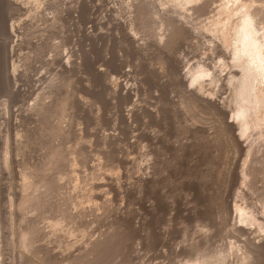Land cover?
Returning a JSON list of instances; mask_svg holds the SVG:
<instances>
[{"label":"rangeland","instance_id":"rangeland-1","mask_svg":"<svg viewBox=\"0 0 264 264\" xmlns=\"http://www.w3.org/2000/svg\"><path fill=\"white\" fill-rule=\"evenodd\" d=\"M20 1L17 7L0 0V261L28 264L31 254L36 258V252L44 251V258L51 253L45 262L68 264L72 255L85 252L90 241L107 232L109 223L122 221L127 230L123 245L101 264H183L199 245L208 252L228 250L231 255L220 264H264L262 256L258 263L240 262L238 248L251 243L264 247V230L240 222L235 211L240 205L264 223V142L255 135L258 130L252 132L255 136L241 137L245 151L232 147L219 127L226 118L233 120L232 113L223 117L212 105L186 107L181 101L188 88H197L183 84V77L202 65L219 78L213 83L206 77L200 94L228 107L232 89L226 79L236 67H222L228 61L222 42L204 29L220 17L228 0L189 4L184 10L188 18L159 0H43L39 6ZM247 1L262 9L259 26L264 32V0ZM140 12L147 17L142 22ZM169 17L178 20L183 32L170 43L165 36L158 42V33H168L159 23ZM64 93L72 96L73 112L65 119H59L58 108L52 118L46 113L69 132L60 142L54 138L64 157L56 175L49 176L59 188L52 184L54 192L45 196L44 188H24L21 173L44 160L41 143L49 137L37 130L46 118L42 108L48 101L54 107ZM251 145L253 150L247 151ZM247 170L253 172L244 182L240 177ZM41 193L49 203L42 207ZM38 197L41 204L34 199ZM50 205L56 214L48 211ZM62 207L76 210L77 216L83 212L71 217L75 223L69 213L70 219L63 221V211H68ZM56 215L64 222L59 229L51 224ZM26 222L38 225L39 232L28 251L17 244V230ZM239 225L248 231L239 232ZM66 240L72 248L65 246Z\"/></svg>","mask_w":264,"mask_h":264},{"label":"bare ground","instance_id":"bare-ground-1","mask_svg":"<svg viewBox=\"0 0 264 264\" xmlns=\"http://www.w3.org/2000/svg\"><path fill=\"white\" fill-rule=\"evenodd\" d=\"M6 1H9L12 5H17L20 6V4L18 3L20 0H6ZM23 3L24 2H33L35 4H37L38 6L40 4L43 3V0H21ZM20 1V2H21ZM161 5H165V4H168V3H172L173 6L175 7V11L174 12H177L179 14V16H184V18H188V15L184 12V10L187 8V6L189 4H193V3H196V5L198 4L197 2L200 1V0H159ZM158 1V2H159ZM247 1V0H246ZM244 1V0H228L227 2H225L222 7H221V10H220V17L215 19L214 22L212 23V25L208 26L207 28L204 27V29L208 30L209 32H211L216 38H219L222 42L220 48H221V52L222 53H226L225 55L228 56V61H224L222 63V67L224 68V66L228 67V66H233V67H236L235 70L231 71V73L229 74L228 78L226 79L227 80V85H230L231 86V89H232V94L229 98V101H228V107L229 106L231 107V110L229 111L227 108L225 107H222V105H220L219 102H215V101H212L210 99H208L207 97H205L204 95H201L200 93H202V91H205V79L206 77H212L211 78V81L213 83H216L218 81V76L215 74V73H211L208 68L206 69L204 66L200 65V66H197L196 68H193L191 69L189 72H187V76L189 77H183L185 79H182L184 81L183 84L186 85V83L188 84H197V91L195 89L194 90H187L186 92V95L187 97L185 98L184 102L183 100L181 99L182 103L186 104V107L187 105H189V107L191 106H204L205 107L209 106V105H212V107L214 106L215 108L218 109V113L221 114V116L223 115H227L229 116L228 114L232 113V116H233V120H228L227 121V118L226 120H224L222 123H221V126L219 124V127H220V130L222 131V133L224 135H226V138L228 139V142L231 144L232 147H236V146H241L242 149L245 151L246 150V147L243 146L242 142H241V137H244V136H255L257 135L260 139H261V142H264V32L261 31L262 28H260V17L263 15L262 12H260V8L258 9H253L254 8V5H252V3L249 1ZM46 2V1H45ZM230 3H232L230 5ZM26 4V3H25ZM23 5V4H21ZM29 5V4H28ZM36 5V6H37ZM36 6L34 5V7L36 8ZM43 6V5H41ZM40 6V7H41ZM33 7V9H34ZM197 7V6H196ZM199 7V6H198ZM32 9V8H31ZM40 9V8H39ZM199 9V8H198ZM37 11V10H36ZM141 13V12H140ZM154 15L155 14H159V10L157 11H154L153 13ZM148 16V14H147ZM223 16V17H222ZM260 16V17H259ZM138 17V16H137ZM145 17H146V14L144 12H142L141 14H139V20L140 22H142V20L144 19L145 20ZM171 17V16H170ZM168 20H161L159 23V27H163L165 28L168 33H164V35L158 33V37H160V40H162V38L165 36L167 37V41L168 43L172 42L173 40H176V38H178L177 36H179L182 32H183V26L179 25V22L177 19L175 18H170ZM147 19V17H146ZM165 19V18H164ZM144 23V22H143ZM132 26V25H131ZM159 28V29H160ZM130 29V27H129ZM132 29V27H131ZM164 29V30H165ZM134 30V29H132ZM130 30V31H132ZM185 30V29H184ZM134 32V31H133ZM186 32V31H185ZM185 35V33H184ZM182 36V35H181ZM180 37V36H179ZM159 39V38H158ZM132 41V39H131ZM134 42V41H133ZM132 42V43H133ZM168 43H167V47H168ZM134 44V43H133ZM170 45V44H169ZM159 48V47H158ZM165 48V47H164ZM163 48V49H164ZM166 49V48H165ZM161 50V49H160ZM160 53V52H159ZM229 54V55H228ZM159 55V54H158ZM160 56V55H159ZM160 58V57H159ZM162 58H164L162 56ZM161 59V58H160ZM230 59V61H229ZM159 62V61H158ZM163 62H167L165 61V59L163 60ZM162 63V62H161ZM165 64V63H164ZM162 66V65H161ZM167 66V65H166ZM165 67V65H164ZM161 68V67H160ZM165 69V68H164ZM232 69V68H231ZM17 70V65L14 64L13 65V72H16ZM162 70V69H161ZM165 71V70H164ZM167 71V70H166ZM12 76V75H11ZM183 86V85H182ZM188 86V85H186ZM185 88V87H184ZM186 91V88L184 89ZM201 91V92H200ZM66 92V91H65ZM68 93V92H67ZM65 94V93H64ZM185 94V93H184ZM63 95V94H62ZM66 95V94H65ZM70 95V93H69ZM61 96V94L59 95ZM185 96V95H184ZM72 97V96H71ZM68 95L64 96V97H61L60 99H58L56 97V101H54V107L53 105H49L50 101H48L49 103H46L43 105L44 108H42L43 110H45V116L43 117H46V113H49L48 115L51 117L53 114H51V112H53L54 109H57L56 111L59 112V115H63L61 116L59 119H61L62 117L66 116L69 114V110H71V108L74 106H72L73 104L70 102V98ZM183 98V96H182ZM73 100V99H72ZM52 102V101H51ZM75 104V103H74ZM79 104V103H78ZM182 104V105H183ZM40 105V104H39ZM52 106V108H51ZM183 106V107H184ZM42 107V106H41ZM188 107V109H189ZM193 107V108H194ZM211 107V106H210ZM78 108V106H77ZM196 108V107H195ZM202 108V107H201ZM200 108V109H201ZM185 109V107H184ZM191 109V108H190ZM189 109V110H190ZM39 110V108H38ZM37 110V111H38ZM77 110V109H76ZM187 110V109H186ZM40 111V110H39ZM47 111V112H46ZM72 111V110H71ZM197 111V110H196ZM42 112V110H41ZM73 112V111H72ZM54 113L56 114L57 112H55L54 110ZM43 114V113H42ZM54 114V117H58V116H55ZM72 114V113H71ZM38 115V114H37ZM58 115V114H57ZM70 115V114H69ZM68 115V116H69ZM74 116V115H73ZM50 117H46L45 119H42L44 122L41 121V125L38 124V127L37 126V130L41 131L42 133L40 135H44L45 138L46 136L49 137L46 142L44 143V141H42L44 146L42 147L43 149H45V151H42L41 147V151L42 153L45 152L44 154V160L43 158L41 159V164H35V165H32L30 166L31 168H28L26 169H23L24 172L21 173L22 174V179L21 181L23 180V185L21 183V185L28 189V187H31L33 189L36 188V189H41V188H44L42 189L43 191L41 192H45V196H50V192L47 193L46 195V192L50 191L52 189V186L55 185L57 186V183L54 184L55 180H53L54 177H49L50 175H54L56 172V170L58 171V166H59V163L60 161L63 162V158L64 157L62 154V151H64L63 149L61 150V144H58L60 141H59V137L63 135V133L65 134V130H66V126L65 124L63 125L60 120L56 123L58 124H53V119H50ZM224 117V116H223ZM52 118V117H51ZM66 117H64L65 119ZM68 118V117H67ZM70 118V117H69ZM72 118V117H71ZM38 119V118H37ZM40 119V117H39ZM38 119V120H39ZM52 120L50 123V121L48 120ZM58 119V118H57ZM73 119V118H72ZM46 120V121H45ZM68 120V119H67ZM75 120V119H74ZM58 121V120H56ZM62 121V120H61ZM65 121V120H64ZM35 122V120H34ZM55 122V121H54ZM63 122V121H62ZM70 122V121H68ZM38 123V122H37ZM36 123V125H37ZM63 126H62V125ZM65 126V127H64ZM35 127V126H34ZM34 129V128H33ZM70 130V129H69ZM255 130H258L257 134L255 135H252ZM33 131V130H32ZM35 131V130H34ZM67 132L68 129L66 130ZM16 132V131H15ZM38 132V131H37ZM36 132V134H37ZM239 132V133H237ZM253 132V133H252ZM31 133V132H30ZM221 133V132H220ZM221 133V135H222ZM68 134V133H67ZM28 135V134H27ZM66 135V134H65ZM64 135V137H65ZM223 135V137H224ZM34 136V135H33ZM37 136H39V134H37ZM36 136V137H37ZM68 136V135H67ZM24 137V136H23ZM29 137V136H28ZM31 137V136H30ZM41 137V136H40ZM38 137V144H39V138ZM50 137L53 139V141H51ZM63 137V136H62ZM27 138V137H26ZM34 138V137H33ZM32 138V139H33ZM43 138V137H42ZM54 138L58 139L59 142L55 143L57 141L54 140ZM36 139V138H35ZM61 139V138H60ZM63 139V138H62ZM65 139V138H64ZM31 140V139H30ZM37 140V139H36ZM35 140V141H36ZM42 140V139H41ZM258 140V139H257ZM19 141V140H18ZM34 141V142H35ZM55 141V142H54ZM41 142V141H40ZM64 142V141H63ZM21 143V142H20ZM24 143V142H23ZM33 143V141H32ZM22 144V143H21ZM25 144V143H24ZM28 144V143H27ZM29 145V144H28ZM40 146V145H39ZM20 148V147H19ZM22 149V148H21ZM72 149V148H71ZM14 150V149H13ZM75 150V149H74ZM253 150V145L251 146H248L247 147V151H252ZM20 151V150H19ZM78 151V150H77ZM73 153V152H72ZM70 154V152H69ZM43 155V154H42ZM71 155V154H70ZM43 157V156H42ZM77 157V156H76ZM73 159V163H74V158H71ZM70 159V160H71ZM2 160V159H1ZM258 161V160H257ZM61 162V163H62ZM260 163V162H259ZM7 166V165H6ZM2 167V166H0ZM62 168V167H61ZM114 169V168H113ZM22 170V171H23ZM60 170V169H59ZM113 171V170H112ZM248 171V170H247ZM2 172V171H0ZM250 173H244L243 172V175H241V179L242 181H248V179H246L248 176L247 174H252L251 172L253 171H248ZM59 174V173H58ZM94 174V173H93ZM2 175V174H1ZM56 175V174H55ZM72 176V175H71ZM250 176V175H249ZM60 177V176H59ZM62 177V176H61ZM51 178V179H50ZM71 178V177H70ZM56 179V178H55ZM59 178L57 177V180ZM244 181V182H245ZM57 182V181H56ZM59 182V181H58ZM53 184V185H52ZM19 185V184H18ZM62 185V184H61ZM59 184V186H61ZM76 185V184H75ZM21 186V187H22ZM22 187V188H23ZM57 188H59L57 186ZM62 188V186H61ZM36 189H33V190H36ZM23 190V189H22ZM30 190V188H29ZM54 190V188L52 189ZM51 192H54L52 191ZM57 190V189H55ZM37 191V190H36ZM25 192V191H23ZM61 192V191H59ZM28 193V192H27ZM58 193V192H57ZM69 193V192H68ZM30 194V193H29ZM29 194H27L29 196ZM43 193H41V195L39 197L42 196ZM53 194V193H52ZM59 194V193H58ZM62 194V193H61ZM64 194V193H63ZM66 194V193H65ZM64 194V195H65ZM73 194V193H72ZM31 195V194H30ZM56 195V194H55ZM22 196V195H21ZM25 196V193L24 195ZM27 196V197H28ZM34 196V195H33ZM37 196V195H36ZM43 195V199L45 197ZM60 196V195H59ZM69 196V195H68ZM26 197V196H25ZM32 197V195H31ZM38 198H34V199H39ZM53 197V196H52ZM67 197V196H66ZM70 197V196H69ZM76 197V196H75ZM89 197V196H88ZM30 198V197H29ZM33 198V197H32ZM46 198V197H45ZM50 198V197H49ZM59 198V197H58ZM64 198V197H63ZM68 198V197H67ZM72 198V197H71ZM92 199V197H90ZM26 199V198H25ZM28 199V198H27ZM31 199V198H30ZM29 199V200H30ZM33 199V201H34ZM42 197L39 199V200H43ZM96 199V198H95ZM32 200V199H31ZM30 200V201H31ZM38 201L37 204H41L43 203L44 201H42L41 203ZM45 200V199H44ZM51 200V199H49ZM57 200V199H56ZM66 200V199H65ZM73 200V199H71ZM70 200V201H71ZM94 200V198H93ZM105 200V199H104ZM60 201V199H59ZM58 201V202H59ZM63 201V200H62ZM61 201V202H62ZM75 201H76V198H75ZM91 201V200H90ZM29 202V201H28ZM26 203V201L24 203H26L27 205L30 203L31 205V202L29 203ZM39 202V203H38ZM63 202H66V201H63ZM69 202V201H68ZM77 202V201H76ZM80 202V201H78ZM77 202V203H78ZM82 202V201H81ZM84 202V201H83ZM104 202V201H103ZM20 203H21V199H20ZM22 202V204H24ZM45 203H48L47 200L46 202H44L43 204H41L40 206L42 207L45 206L46 204ZM56 201H55V205H56ZM67 203V202H66ZM72 203V202H70ZM74 203V202H73ZM72 203V204H73ZM94 203V201H93ZM107 203V202H106ZM104 203V204H106ZM21 204V205H22ZM26 204H24L26 206ZM45 204V205H44ZM49 204V203H48ZM47 204V205H48ZM51 204V203H50ZM57 204H60V203H57ZM64 204V203H62ZM69 204V203H67ZM23 205V206H24ZM35 205V204H33ZM54 205V204H53ZM53 205H50V208H48V211H52L53 208ZM76 205V204H75ZM94 205V204H93ZM101 205V204H100ZM22 206V207H23ZM36 206V205H35ZM34 206V207H35ZM39 207V205H37ZM36 206V207H37ZM62 205H59L58 208H56L57 210L58 209H61ZM68 206H71V204H69ZM73 206V205H72ZM77 206H79L77 204ZM92 206V205H91ZM107 206V204H106ZM32 206H30L31 208ZM35 207V208H36ZM37 207V208H38ZM55 207V206H54ZM60 207V208H59ZM74 207V206H73ZM103 207V206H102ZM236 208V212H237V215L239 217V221L240 222H243V223H247V224H250V225H254V224H257V227L261 230H264V223L263 221H259L258 218L251 212V211H248L247 209L241 207L240 205L238 206H235ZM74 208H77V207H74ZM82 208V207H81ZM107 208H109L107 206ZM27 209V208H26ZM55 209V208H54ZM62 209H64L62 207ZM69 209V208H68ZM73 209V208H72ZM87 209V208H86ZM92 209L91 207L89 208V210ZM25 210V209H24ZM42 210V208H41ZM64 210H67V208H65ZM74 210V209H73ZM81 210V209H80ZM80 210L78 212H80ZM47 211V212H48ZM60 211V210H59ZM68 212L66 213V211H63L65 212L63 215L62 213H60L62 219H66V216L67 214L69 213V217H78L79 214L81 215V213L83 212V210H81L82 212L81 213H78V216L76 214V210L74 211H71L70 210H67ZM85 211V210H84ZM88 211V210H87ZM86 211V212H87ZM93 210H91L92 212ZM45 212V210H44ZM54 212V211H52ZM51 212V213H52ZM26 213V212H25ZM56 214V211L54 212ZM88 213V212H87ZM86 213V214H87ZM93 213V212H92ZM44 214V213H43ZM58 214V213H57ZM66 214V215H65ZM85 214V216H86ZM17 215V214H16ZM49 215V214H48ZM54 215V214H53ZM65 215V216H64ZM101 215V214H100ZM26 216V214L24 215ZM57 216H54V217H51V218H55L51 224L55 227H57L56 229H59L58 228V225H60L62 223V219H60V216H58L59 219H57ZM83 216V215H82ZM50 217V216H49ZM68 217V216H67ZM68 217V219H70ZM98 217V216H97ZM96 217V218H97ZM24 218V217H23ZM22 218V219H23ZM46 218L47 215H46ZM51 218H50V221H51ZM83 218V217H82ZM100 218V217H99ZM26 219V218H25ZM25 219H23V221H25ZM63 219V221H64ZM76 219V218H73V220ZM11 220V219H10ZM72 220V218H71ZM71 220H68V221H71ZM72 220V221H73ZM77 220L79 221V219L77 218ZM82 220V219H81ZM84 220V219H83ZM32 221V220H31ZM30 221V222H31ZM67 220H65L66 222ZM76 221V220H75ZM75 221H73L75 223ZM86 221V219H85ZM84 221V222H85ZM33 222V221H32ZM117 222V221H116ZM28 222H26V225L23 226V223L20 224V228L17 229V232H18V237L17 236H14V239H16L15 237H17L19 239V241L17 242V244H22V249H25L29 246H31L32 244L34 245L33 243V240H34V235H35V232L36 233H39L36 231V226L38 225H34L33 223L31 224H28ZM67 223V222H66ZM69 223V222H68ZM72 223V222H71ZM83 223V221H82ZM87 223V222H86ZM114 223V222H113ZM25 224V223H24ZM36 224V223H35ZM64 224V222L60 225L62 227V225ZM80 224V223H79ZM50 225V223H49ZM67 225V224H66ZM70 226V223L68 224ZM72 225V224H71ZM86 225V224H85ZM111 225V226H110ZM75 226V225H74ZM77 226V225H76ZM109 230H107V232H105L104 234L102 233V236L101 237H98L96 238L95 240L93 241H90L91 243H89L90 247L87 246V250L85 249V252L83 253H80V254H74L71 256V258H69V262L68 264H101L103 262V259H106L107 256H109L111 253L115 252L116 253V250L119 249L120 247V243L122 242L123 243V239L125 234H126V227L125 225L121 222H117V223H114V224H110L109 223ZM60 229H63L61 228ZM68 227V226H67ZM78 227V226H77ZM84 226H82L83 228ZM51 228V226H50ZM54 228V227H53ZM69 228V227H68ZM73 228V230L71 229ZM69 229H71L69 232H73L74 234H78V233H75V232H78V230H76V228L74 229V227H71ZM79 228V227H78ZM77 228V229H78ZM80 228V229H82ZM237 228V230L239 232H247L248 229H246V227H243L240 225L235 227ZM40 229V227H39ZM68 229V230H69ZM86 229V227H85ZM38 230V229H37ZM53 230V229H52ZM75 230V232H74ZM83 230V229H82ZM88 230V229H87ZM86 230V231H87ZM41 231V230H40ZM55 231V230H54ZM53 231V232H54ZM13 232V231H12ZM16 232V233H17ZM51 232V231H50ZM50 232L48 234H50ZM52 232V233H53ZM66 232V230H65ZM68 232V231H67ZM66 232V234H67ZM80 232V230H79ZM82 232V231H81ZM80 232V233H81ZM89 232L91 231H88V235ZM15 233V232H14ZM15 233V234H16ZM51 233V234H52ZM70 234V235H74V234ZM84 233V232H83ZM12 234V233H11ZM47 234V235H48ZM50 234V235H51ZM17 235V234H16ZM41 235V233H40ZM82 235V234H81ZM127 235V234H126ZM13 236V235H12ZM36 236V235H35ZM46 236V234H45ZM80 236V235H79ZM87 236V235H86ZM38 237V235H37ZM47 237V236H46ZM85 237V235H84ZM4 239V238H3ZM13 240V239H12ZM37 239H35L34 241H36ZM17 241V240H16ZM38 241V240H37ZM36 241V242H37ZM67 241V240H66ZM55 242V241H54ZM61 243L62 242H65V241H60ZM68 242V241H67ZM70 242L68 243H65V244H68V245H65V246H68V249L69 247H71V245L69 244ZM72 243V242H71ZM121 243V245H123ZM16 244V243H15ZM36 244V243H35ZM73 244V243H72ZM4 245V244H3ZM198 245V244H197ZM196 245V246H197ZM50 246V245H49ZM73 246V245H72ZM39 247V246H38ZM201 247V248H200ZM6 248V247H5ZM35 248V247H33ZM32 248V251L34 250ZM37 248V247H36ZM47 248H49V252H51L50 250V247H46V250L45 252L47 251ZM65 248V247H64ZM72 248V247H71ZM195 248V251H193L194 253L183 263V264H220L222 261L226 260L229 255H231V253H229L228 250H218V251H214V252H208L209 250H205L204 249V246H198L197 248ZM203 248V249H202ZM2 249V247H1ZM0 249V250H1ZM39 249V248H38ZM41 249V248H40ZM45 249V247H44ZM27 250V249H25ZM24 250V251H25ZM240 252V262H245V261H250V260H253L252 262H254V260L256 261L257 260V263L259 262V259L264 257L263 254H264V247L261 245V244H255V243H251L249 244V246H245L244 248H238ZM3 251V250H2ZM28 251V250H27ZM38 251V250H37ZM36 252V251H35ZM41 252V251H40ZM48 252V253H49ZM119 252V251H118ZM117 252V253H118ZM34 253V252H33ZM44 253V251H43ZM41 253V255L43 254ZM26 254V253H25ZM35 254V253H34ZM33 254V255H34ZM36 258L35 256H33L31 254V260L27 259V261H29L28 264H46L48 262V260L45 262L46 258L48 257L49 258V253L48 255L46 254L45 258H44V254L43 256L40 255V253L36 252ZM1 255V254H0ZM4 255V254H3ZM30 255V254H29ZM43 257V258H41ZM32 256H33V259H32ZM39 256V257H38ZM51 256V255H50ZM55 256V255H54ZM262 256V257H261ZM38 257V258H37ZM53 258V257H52ZM111 258V257H110ZM109 258V259H110ZM50 259V258H49ZM264 259V258H263ZM22 260V259H21ZM25 260V259H24ZM54 259H52L53 261ZM59 260V259H58ZM262 260V259H261ZM51 261V260H49ZM51 261V262H52ZM63 261V260H62ZM61 261V262H62ZM68 261V260H67ZM108 261V260H107ZM50 262V263H51ZM59 262V261H58ZM251 262V261H250ZM22 263V262H21ZM20 263V264H21ZM24 263H27V262H24ZM49 263V262H48ZM49 263V264H50ZM105 263V262H104ZM103 263V264H104ZM255 263V262H254ZM264 263V262H263ZM0 264H3V261L1 260L0 261ZM19 264V263H18ZM23 264V263H22ZM59 264H61L59 262ZM106 264V263H105ZM256 264V263H255ZM260 264V262H259Z\"/></svg>","mask_w":264,"mask_h":264}]
</instances>
